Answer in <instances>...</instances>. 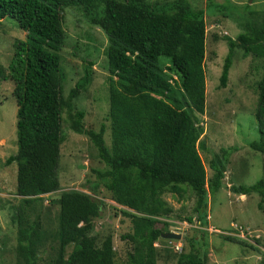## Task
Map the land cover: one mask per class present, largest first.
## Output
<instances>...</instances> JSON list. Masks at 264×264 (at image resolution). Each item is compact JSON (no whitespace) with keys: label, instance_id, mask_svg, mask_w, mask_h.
<instances>
[{"label":"trees","instance_id":"trees-1","mask_svg":"<svg viewBox=\"0 0 264 264\" xmlns=\"http://www.w3.org/2000/svg\"><path fill=\"white\" fill-rule=\"evenodd\" d=\"M69 7L80 8L87 23L106 38L108 146L103 126L97 132L84 129L83 112L71 106L92 80L91 62L82 65V75L62 97L57 53L65 38L62 12ZM260 16L240 24L241 32L234 39L222 38L227 54L218 78L220 88L226 85L234 49L264 60V10ZM5 17L26 33L24 40L13 44L6 75L0 67V81L12 82L16 105V153L4 162L15 164L14 192L19 197L17 215L11 218L14 264H117L111 235L99 238L91 233L102 206L92 199L100 191L127 209L120 214L128 219L130 231L119 237L126 242L125 264H155L153 244L162 233L153 224L171 213L160 196L167 192L179 199L183 187L189 189L194 195L192 212L203 226L208 195L220 188L233 151L220 148L211 155L212 176L205 181L198 154L204 150L198 125L205 103L204 11L188 0H0V20ZM256 89L258 139L248 147L263 157L261 176L248 187L231 186L229 191L238 196L256 194L264 219V67ZM62 112L67 114L69 130L88 138L103 167L90 170L93 179L85 181V192L66 190L49 198L59 188ZM43 196L55 207L51 237L39 234L41 222L29 221L27 214ZM225 240L235 241L228 236ZM49 242L55 248L51 251L49 245L46 254ZM186 244L189 250L181 247L170 254L175 264H208L207 251L193 248L198 242L188 239ZM42 255L45 262L38 263Z\"/></svg>","mask_w":264,"mask_h":264},{"label":"rangeland","instance_id":"rangeland-1","mask_svg":"<svg viewBox=\"0 0 264 264\" xmlns=\"http://www.w3.org/2000/svg\"><path fill=\"white\" fill-rule=\"evenodd\" d=\"M191 5L204 11V113L198 116L202 127L199 140L204 150H199L205 171V181L212 173L208 161L220 148H231L220 188L208 195L206 222L199 226L192 212L193 193L184 188L181 198L164 192L160 198L171 209L169 216L159 218L153 227L162 234L179 235V240L160 236L153 244L157 252L155 264H175L172 251L189 250L186 240L198 242L194 249L206 250L208 264H264V219L257 209L256 194L238 196L229 191L231 186H250L261 176L262 155L252 151L248 144L258 139L254 109L256 83L260 79L264 60L251 55L243 56L234 49L224 88L218 86L227 45L223 37L234 39L241 32L240 24L250 17H261L264 0H188ZM210 3V4H209ZM209 4V7H208ZM220 11H216V8ZM254 13V15H250ZM228 14V15H226ZM64 42L57 53L62 70V97L65 98L75 82L82 75V65L91 62L93 74L85 91L79 92L71 101L73 111H82L84 129L98 131L103 126V141L109 144L108 102L106 90V65L103 51L106 46L104 34L95 26H90L80 8L69 7L62 12ZM26 33L5 17L0 20V67L7 74V64L16 40H24ZM171 73V72H169ZM13 85L9 80L0 81V264H14L15 225L11 218L17 215L19 197L15 195V164L5 165L8 156L16 153L15 140V100L11 94ZM72 111V112H73ZM63 142L59 147L57 164V197L66 190L85 192V181L92 180L91 169H102L96 150L84 135L73 133L68 128L67 114L62 112L60 122ZM48 197L33 205L29 211V221L39 220V234L52 235L54 206L48 205ZM102 202L99 217L92 222V234L99 238L111 235L112 249L117 264H125L126 242L120 235L130 231V223L121 211L127 209L114 204L105 192L94 197ZM49 206V207H48ZM48 220L44 221L46 208ZM133 213L132 211H129ZM191 218V221H186ZM225 236L235 241L225 240ZM53 241V240H52ZM52 251L55 244H46ZM71 245L65 250L67 254ZM168 250V251H167ZM167 251L168 253H166ZM170 255V256H169ZM45 255L38 263L45 262Z\"/></svg>","mask_w":264,"mask_h":264},{"label":"water","instance_id":"water-1","mask_svg":"<svg viewBox=\"0 0 264 264\" xmlns=\"http://www.w3.org/2000/svg\"><path fill=\"white\" fill-rule=\"evenodd\" d=\"M92 202H94L97 206L99 205V201L96 198L92 199ZM161 237L165 238V239H172V240H179V235L173 234V233H165V234H161Z\"/></svg>","mask_w":264,"mask_h":264},{"label":"built area","instance_id":"built-area-1","mask_svg":"<svg viewBox=\"0 0 264 264\" xmlns=\"http://www.w3.org/2000/svg\"><path fill=\"white\" fill-rule=\"evenodd\" d=\"M178 250H180V248L178 247Z\"/></svg>","mask_w":264,"mask_h":264}]
</instances>
